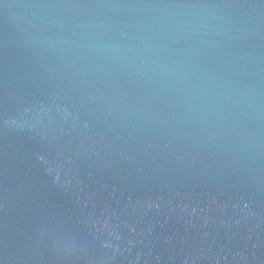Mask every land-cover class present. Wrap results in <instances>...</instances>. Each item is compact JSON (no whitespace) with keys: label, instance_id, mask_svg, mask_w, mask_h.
Instances as JSON below:
<instances>
[{"label":"water","instance_id":"obj_1","mask_svg":"<svg viewBox=\"0 0 264 264\" xmlns=\"http://www.w3.org/2000/svg\"><path fill=\"white\" fill-rule=\"evenodd\" d=\"M0 264H264V0H0Z\"/></svg>","mask_w":264,"mask_h":264}]
</instances>
